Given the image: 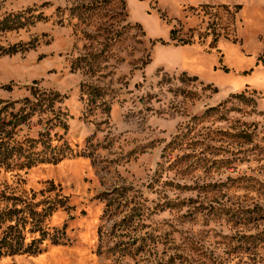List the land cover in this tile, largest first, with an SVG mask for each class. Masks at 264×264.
Masks as SVG:
<instances>
[{"label": "rangeland", "instance_id": "obj_1", "mask_svg": "<svg viewBox=\"0 0 264 264\" xmlns=\"http://www.w3.org/2000/svg\"><path fill=\"white\" fill-rule=\"evenodd\" d=\"M0 264H264V0H0Z\"/></svg>", "mask_w": 264, "mask_h": 264}, {"label": "trees", "instance_id": "obj_2", "mask_svg": "<svg viewBox=\"0 0 264 264\" xmlns=\"http://www.w3.org/2000/svg\"><path fill=\"white\" fill-rule=\"evenodd\" d=\"M239 8H240V6L237 7V9H239ZM176 35H177V30H176V29H173V30L171 31V38H172V40H177L178 42H180V43H182V44H184V45L190 43L189 40H182V39H179Z\"/></svg>", "mask_w": 264, "mask_h": 264}]
</instances>
